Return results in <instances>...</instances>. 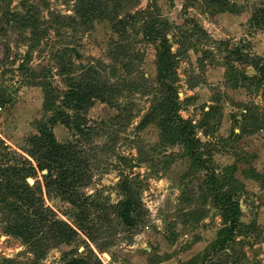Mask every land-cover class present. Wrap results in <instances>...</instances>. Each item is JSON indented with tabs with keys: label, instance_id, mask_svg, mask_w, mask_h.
<instances>
[{
	"label": "rangeland",
	"instance_id": "rangeland-1",
	"mask_svg": "<svg viewBox=\"0 0 264 264\" xmlns=\"http://www.w3.org/2000/svg\"><path fill=\"white\" fill-rule=\"evenodd\" d=\"M261 66L264 0H0V172L37 164L29 139L43 126L75 142L50 122L77 115L67 78L105 98L78 140L89 216L37 188L46 169L28 176L76 231L19 235L0 208V264H264Z\"/></svg>",
	"mask_w": 264,
	"mask_h": 264
},
{
	"label": "trees",
	"instance_id": "trees-1",
	"mask_svg": "<svg viewBox=\"0 0 264 264\" xmlns=\"http://www.w3.org/2000/svg\"><path fill=\"white\" fill-rule=\"evenodd\" d=\"M167 59L169 58L167 57ZM258 70L259 79L264 86V66ZM67 80L69 81V89L66 93V100L77 111V115L74 117L59 110L56 112L55 118L50 119V122H61L69 130L74 132L76 130L74 134L78 137H76L75 142L61 143L57 141L49 128L43 126L38 134L32 135L29 139L33 147V155H35L32 157L35 158L37 164L34 166L27 160L20 168H7L0 172V208L6 206L12 210L15 215L13 229L19 235L24 234L25 231L28 233L32 228L36 230L47 229V226L50 227V232L55 233L52 234L53 236L61 238L63 236L69 237L76 231L70 224L57 218L55 209L46 204L45 199L36 193L35 187L32 188L26 181L28 176L37 175L39 171L44 169L47 170L46 174H42L44 183L42 185L39 180H36V183H40L37 188L42 191L43 186L49 192L55 191L61 195L65 201L77 209V212L79 210L78 221H83L89 216L87 192L80 190V188L85 187L89 177V158L83 152L78 140L82 139L80 137L90 135L92 131L85 112L96 100L105 98H103L102 87L83 81L70 80V78ZM176 116L180 118L177 113ZM184 128L188 129L190 125H186ZM195 140L193 138L194 143L199 142ZM9 176L19 179L15 181ZM19 180L24 182H19ZM134 207L133 197H128L120 203L119 216L126 225L130 226L134 223ZM228 241L226 237L220 246L226 247ZM90 262L85 257H74L68 260L66 264H93Z\"/></svg>",
	"mask_w": 264,
	"mask_h": 264
},
{
	"label": "water",
	"instance_id": "water-1",
	"mask_svg": "<svg viewBox=\"0 0 264 264\" xmlns=\"http://www.w3.org/2000/svg\"><path fill=\"white\" fill-rule=\"evenodd\" d=\"M45 172V171H44ZM47 172V171H46Z\"/></svg>",
	"mask_w": 264,
	"mask_h": 264
}]
</instances>
